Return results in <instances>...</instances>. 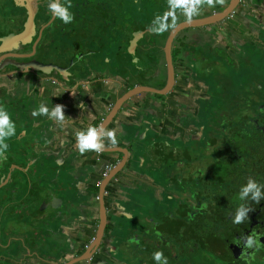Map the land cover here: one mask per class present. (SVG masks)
I'll list each match as a JSON object with an SVG mask.
<instances>
[{
	"label": "flooded vegetation",
	"instance_id": "af4514ba",
	"mask_svg": "<svg viewBox=\"0 0 264 264\" xmlns=\"http://www.w3.org/2000/svg\"><path fill=\"white\" fill-rule=\"evenodd\" d=\"M147 1L146 8L144 0H71L69 11L75 19L65 25L53 19L47 0H40L28 40L0 52V105L6 106L16 132H20L6 141V158L0 156V264H156L152 254L157 250L168 258V264H264V248L249 260L242 251L250 254L253 250L243 249V241L236 243L258 233L264 244V200L259 204L249 201L248 221L232 223L235 209L242 203L240 187L249 177L264 184V65L256 66L252 55L245 52L236 58L225 54L232 67L249 69L246 78L238 77L240 86L231 92L219 77L200 81L199 75L208 76V80L215 76L214 69L224 62L219 53L225 50L218 49L210 57L198 47L195 54L185 47L186 39L175 37L167 55L164 44L168 34L148 32L155 15L162 13L155 0ZM26 15L24 6L0 0V37L20 33ZM259 24L249 19L253 40L240 50L264 51V44H259ZM135 31L143 34L130 54L129 41ZM168 57L173 80L161 94L168 80ZM256 59L264 64V54ZM44 66L47 70L54 66L66 69L60 74L69 78L66 89L70 93L76 74L87 71L112 76L124 72L141 81L138 87L156 90L152 94L160 103L162 121L170 117V128L163 126L156 135L158 151L151 162V170L161 179L157 176L155 183L139 190L137 215L123 221L132 231L125 236L115 231L103 249L93 245L98 228L88 238L63 232L64 221L73 211L60 186L65 181L63 171L55 161L49 167L45 156L33 160L31 155L29 130L24 126L32 123L31 111L47 101L17 93H28L40 82L57 79L54 71L49 76L38 73L35 79L31 70ZM214 82L223 87L211 86ZM58 85L62 90L60 81ZM19 87L21 91L16 90ZM75 98L71 96L73 104ZM55 100L61 103L65 98L59 94ZM70 113L72 122L79 117ZM88 122V127L95 126L94 120ZM168 135L171 144L166 150ZM70 192L75 194L73 185Z\"/></svg>",
	"mask_w": 264,
	"mask_h": 264
},
{
	"label": "crops",
	"instance_id": "0c3cea01",
	"mask_svg": "<svg viewBox=\"0 0 264 264\" xmlns=\"http://www.w3.org/2000/svg\"><path fill=\"white\" fill-rule=\"evenodd\" d=\"M145 1L147 0H144L143 5L147 8L149 4H146ZM232 1L225 0L224 5H218L215 8L205 7L199 16L194 17L193 21L222 12ZM152 4L154 3L152 2ZM155 4L159 11L163 8L164 12L167 8V0H155ZM253 8L255 11H250ZM263 13L264 0H252V2L236 0L233 10L224 20L205 26L186 27L179 31L175 37L178 41L186 39L185 47L188 48V51L203 47L205 51L213 54L218 49H224V54H234L236 58L244 52L239 47L253 40L248 30L249 19L264 26V23H261L264 19ZM182 22H184L183 16L180 17L178 24ZM205 31L209 33L206 34ZM169 33L166 32L168 36ZM259 37L257 36V38ZM177 49L179 53V47ZM164 51H166L165 44ZM185 58H187L186 55ZM114 75L99 72L88 73L87 71L76 74L70 83L72 85L71 93L63 85L60 90L61 87L55 79H51L55 83L41 84L40 82L28 93L24 90L17 93L21 97L28 94L32 99L44 98L49 108L56 104L64 106V114L67 117L64 126L58 127L53 121L40 116L33 118L32 123H28L30 126L26 125L24 129L30 131L31 127L41 126L48 127L52 131L47 132L44 137H40L30 145L32 158L35 160L40 156H45L48 163L55 161L58 167H61L62 175L65 173L71 175L69 181L74 186V192L78 197L75 199L76 208L64 221L63 232L66 235L75 234L82 238L83 236L88 238L90 232L98 228L93 240L95 249L106 247L109 236L115 231L119 232L117 234H123L120 231V228H123L119 226L124 225L123 221H126L124 217L131 218L132 215H137L136 200L139 190L158 180L155 172L151 170L153 154L158 151L156 135L160 132L161 127L170 128V117L162 121L160 103L157 102L152 94L154 91L149 87L148 89L142 88V93L122 103L119 109L115 107L117 100L128 90L137 87L141 81L131 78L124 72L116 71ZM41 81H47V79ZM144 87L147 88V86ZM59 94L65 98L64 102L60 103L55 100ZM71 96L76 97L74 104ZM81 103L85 105V111L78 107ZM71 111L79 116L73 122L72 118L69 119ZM89 120H94L95 126L104 124L107 129H115L119 145L115 148L108 146L99 155L88 152L81 156L74 147L75 133L78 130L86 129ZM70 121L72 125L69 124ZM68 131L73 132L68 133ZM123 131L129 133L128 141L135 133L136 137L132 143L124 139L125 136H118L123 135ZM19 133L17 131L16 135L18 136ZM165 142L167 150V146L171 144L169 135ZM105 143L107 144V141ZM168 151L170 150L168 149ZM138 159H140V167H138ZM146 162L148 163L146 164ZM106 166H109L108 170L105 168ZM57 196L60 194L58 193ZM124 196L133 199L134 203L125 201ZM97 225L98 227H96Z\"/></svg>",
	"mask_w": 264,
	"mask_h": 264
},
{
	"label": "clouds",
	"instance_id": "9594fccd",
	"mask_svg": "<svg viewBox=\"0 0 264 264\" xmlns=\"http://www.w3.org/2000/svg\"><path fill=\"white\" fill-rule=\"evenodd\" d=\"M225 0H167V11L162 14H157L153 18L151 25L148 27L150 34L160 36L166 32L175 30L183 16L184 23L190 24L194 17L201 14L202 10L207 8H215L218 5H224ZM72 7L71 0H47V9L51 13L53 19L60 20L67 25L75 19L74 14L69 11ZM78 107L85 111V105L81 103ZM33 118L44 116L48 120L53 121L56 126L62 127L67 122V117L64 114V106L56 104L49 108L46 104L41 103L36 109L31 111ZM16 136V125L12 121L10 114L6 110L5 105H0V156L6 158V153L9 149L8 139ZM107 141V144L105 143ZM117 132L115 129H107L104 124L98 126H89L84 130H78L75 133V149L83 156L88 152H94L97 155L103 153L106 147L115 148L119 145ZM264 184L258 183L255 179L249 177L246 184L239 189L238 199L242 202L235 209V214L232 217V223L239 225L248 221V213L252 207L249 201L259 204L264 200ZM260 234L250 233L237 240L239 245L243 241V249H252L253 251L245 253L242 251V256L247 255L248 259H254L256 252L264 248V244L260 243ZM129 243H132L130 240ZM152 259L156 264H168V258L160 250L153 252Z\"/></svg>",
	"mask_w": 264,
	"mask_h": 264
},
{
	"label": "water",
	"instance_id": "95a60500",
	"mask_svg": "<svg viewBox=\"0 0 264 264\" xmlns=\"http://www.w3.org/2000/svg\"><path fill=\"white\" fill-rule=\"evenodd\" d=\"M13 1L16 2L19 5L24 6L26 8L27 15H26V18H25V20L23 22V30L20 33H18L16 35L10 33V34L3 35L2 37H0V52H4V51L10 50L11 47L14 46V43L20 42V43L24 44L28 40V37H29L33 27H34V15L36 13L38 2L40 0H13ZM250 1L252 2V0H250ZM234 2H236V0H233L220 13L213 14V15H211V16H209L207 18L201 19V20L193 21L190 24H187V23H184V22L178 24L176 29L172 30L169 33V36L167 37V40H166V43H165V50H166L165 52H166V54L168 55L169 49H170V44H171L172 40L174 39V37L177 35V33L179 31H181L182 29H184L186 27L205 26V25L214 24V23H217L219 21L224 20L226 17H228L229 12L233 10ZM142 34H143L142 31H135V32L132 33V39H130V41H129V52H130V54L134 53L133 49L136 46L137 39ZM134 60H135L136 63H138V61H139L137 58H134ZM167 64H168V80H167L166 88L159 92L161 94L167 92V90L171 86L172 80H173V76H172V72H171V65H170V62H169V57L167 58ZM54 67H55L54 70L53 69L52 70H47L46 66L34 68V69L31 70V73L35 75L34 77L36 79L37 77H39L38 73L45 74V75L49 76L53 71L57 72L56 73L57 74V79H55V80L57 82L60 81L63 86H67L69 84V78H65V77L61 76V74H60V70H64L65 71L66 69L62 68V67H59V66H54ZM143 79L147 80L144 77H143ZM43 80H45V79H43ZM48 80L50 82H52V83H55L54 80H51V79H48ZM32 82L34 83V80H32ZM20 88L21 87H19L16 90L21 91ZM142 88L148 89V87L146 88L144 86H142V87H138L137 86V87H133L132 89H130L127 92H125V94H123L117 100V104L115 105V107H117L119 109L121 107L122 103H124L125 101H128L132 97L142 93V90H141ZM152 91L157 92L156 90H153V89H152ZM47 132H52V131L50 129H48V127L47 128L46 127L43 128L41 126H39V127H31V130L29 131V134L27 135L28 143L31 145L34 141H37L40 137L41 138L44 137ZM122 134H123L122 135L123 137L125 136L124 139L127 140L128 136H129V133L123 131ZM135 137L136 136H135V133H134L133 136H132V139L130 141H128V140L127 141L132 143V141L134 140ZM45 159H46V157H45ZM47 164H49V167H51L50 165H52V163H50V162L49 163L47 162ZM57 174H58V172L56 173V175ZM70 176L71 175L68 174V173L63 174V177L66 178V179H64L65 181L60 183V186L63 189L62 192H63L64 198H66V204L68 205V207L70 209L74 210L75 208H73L72 205H71L72 204V198H77L78 196H76V194H72L70 192L71 191V185H72L71 182L69 181ZM124 199H125V201H128V202H131V201L134 202L133 199H131L130 197H125ZM70 209H68L66 211V214H68L70 212ZM124 218L126 220H129L126 217H124ZM115 223L116 222L114 221V225H115ZM122 228L123 229L120 228V231L123 232V234H126L127 232L132 231V228L130 226H124V227L122 226Z\"/></svg>",
	"mask_w": 264,
	"mask_h": 264
},
{
	"label": "rangeland",
	"instance_id": "374dc122",
	"mask_svg": "<svg viewBox=\"0 0 264 264\" xmlns=\"http://www.w3.org/2000/svg\"><path fill=\"white\" fill-rule=\"evenodd\" d=\"M145 3L147 4L148 2L145 1ZM164 4H166V3H164ZM160 11H161V13H163V8H161ZM259 29L260 30L262 29L261 30V34H260L261 41H260L259 44L263 45L264 42H262V41H264V40H262V39L264 38V30H263L264 27L263 26H259ZM194 49H195V54H197L198 50H196V48H194ZM203 50H205V49H203ZM241 50H243L245 53H247V55H252L251 56V59H253V62H254V64H256V66L264 65L263 63H261V59H256V57L259 56L260 54L261 55L264 54V51L262 52V51L251 50L250 48H247V49L244 48V49H241ZM208 53H209V51H205L204 52V55L205 56H210V57L213 56L210 53L209 54ZM219 57L222 58V59H224V62H223V60H221V63L219 65V67L214 69L215 76H213L209 80H208V76H205V75H199L198 78L200 79V81L205 82V83L208 82V81H211V80L219 79L220 78L222 80V82H223L222 83L223 86H225V88L227 90L229 89L232 92L233 89H237L240 86L239 81H238V77H245L246 78L247 75L245 74V71H248L249 69L248 68H242L241 67L242 70L244 71L243 72L241 69H239L237 67V65H234V67H232L231 65H229L232 62L229 61L226 58L225 54H223L222 52L219 53ZM210 59L213 60L214 57L213 58H210ZM225 62H230V63L227 64ZM225 64H226V66H224ZM191 69H193V68H191ZM262 71L264 72V68H263ZM220 83L221 82H214L213 85H211V86L217 85L218 87H216V88L218 89L219 86H220ZM223 86H220V88H222ZM217 89L214 92L219 96V94L221 92L217 91ZM217 99H218V97L216 96V101H217ZM167 166H170V162L169 161L167 163ZM138 167H140V159H138ZM155 175L158 176L160 179L162 177L159 173H156ZM127 219H128V217H127Z\"/></svg>",
	"mask_w": 264,
	"mask_h": 264
},
{
	"label": "built area",
	"instance_id": "2783aa9c",
	"mask_svg": "<svg viewBox=\"0 0 264 264\" xmlns=\"http://www.w3.org/2000/svg\"><path fill=\"white\" fill-rule=\"evenodd\" d=\"M105 168L108 170L109 169V166H106Z\"/></svg>",
	"mask_w": 264,
	"mask_h": 264
}]
</instances>
